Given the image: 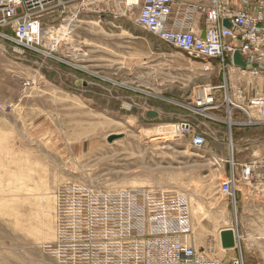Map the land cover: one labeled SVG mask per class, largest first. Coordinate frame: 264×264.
Returning a JSON list of instances; mask_svg holds the SVG:
<instances>
[{
	"label": "rangeland",
	"instance_id": "obj_1",
	"mask_svg": "<svg viewBox=\"0 0 264 264\" xmlns=\"http://www.w3.org/2000/svg\"><path fill=\"white\" fill-rule=\"evenodd\" d=\"M75 1L78 4L60 17L65 20L58 30L50 26L57 18L41 17L45 40L39 49L51 50L61 60L39 50L22 52L0 38V264H63L46 244L55 239L56 193L73 182L97 190L146 187L172 193L186 211L192 238L219 239L221 229L236 227L244 263L264 264V192L247 198L242 206L236 196L233 204L219 191L215 162L187 137L171 132L176 122L199 123L196 95L192 93L193 104L188 106L183 100L175 106L161 98L163 109L155 118H146L143 111L153 99L148 93L153 70L155 82L158 74L165 90L184 73L178 63L204 61L188 57L139 26L136 3ZM81 4L85 9L70 20ZM100 14L120 19H112L113 30L145 32L143 69L101 71L79 61L70 42L74 29L93 25L92 16ZM151 46L159 49L154 59L147 53ZM188 72L193 84L205 78L199 70ZM82 79L96 86L89 89ZM193 87L186 88L185 97ZM98 91L106 95L89 100ZM112 134L118 136L109 142Z\"/></svg>",
	"mask_w": 264,
	"mask_h": 264
},
{
	"label": "built area",
	"instance_id": "obj_2",
	"mask_svg": "<svg viewBox=\"0 0 264 264\" xmlns=\"http://www.w3.org/2000/svg\"><path fill=\"white\" fill-rule=\"evenodd\" d=\"M263 1L251 12L237 6L233 0H138L136 22L168 46L204 61L205 69H209L211 60H217L219 69L224 71L226 60L232 59L236 50L247 64L255 61L254 53L261 43L259 25L264 24ZM66 5L63 0H0V38L22 52L39 50L45 57H55L51 50L39 49L43 46L44 35L41 17L53 13L55 8L63 13ZM84 9L83 4L79 5L70 20L77 19ZM193 13L201 17L203 35L178 22L181 15ZM231 40H240V45L235 46ZM85 70L89 75H96ZM215 89L210 85L196 89L195 104L199 106V115H208L207 109L219 106L214 101ZM227 102L248 117L249 109H257L264 123V97H253L245 106L229 99ZM246 123L251 124V119ZM171 132L187 137L196 149L206 142L205 133L195 122L173 123ZM214 161L219 164L218 160ZM252 172H257L264 182L263 162L242 166L243 177ZM235 184L232 169L219 183L220 193L233 204ZM178 202L174 194L153 188L97 190L74 182L66 183L56 193L55 239L46 246L63 264H245L236 227L234 247L225 249L236 250L233 257L224 261L198 254L186 211Z\"/></svg>",
	"mask_w": 264,
	"mask_h": 264
},
{
	"label": "crops",
	"instance_id": "obj_3",
	"mask_svg": "<svg viewBox=\"0 0 264 264\" xmlns=\"http://www.w3.org/2000/svg\"><path fill=\"white\" fill-rule=\"evenodd\" d=\"M70 1H74L75 3H73L74 5H66L68 9L65 12L67 14L73 6L78 4L75 0H66V2ZM262 1L252 0L251 3H248L250 0H247V4L243 5L242 8L244 7L251 12H255ZM75 11L76 9H74L73 14ZM195 14L193 13L191 16L181 15L178 22L184 28L199 31L203 35L201 17L196 18ZM100 16H92L91 19L93 21L91 22H94V24H85L88 27L84 28V30L77 32L76 28L74 29V36L70 42L75 54L80 55L79 61H83L86 64L85 66L101 71L143 69L146 54L143 45L145 32L143 30L127 28L113 30L111 28L112 19L114 21L120 19L116 15L111 14H100ZM48 17L57 18L50 25L51 28L56 30L62 26V22L65 20L64 18H60L63 15L57 12L49 13ZM46 22H44V25H47ZM259 26L261 43L256 53H254L255 61L251 63L255 65L254 67L246 69L236 66L233 64L231 58L226 60V69L224 71L219 69L217 60L209 62L208 70L204 68L207 65L204 62H194V64H191V62H180L178 63L181 64L179 68L184 73L182 76L175 78L173 84H169L171 82L169 81L168 87L165 90H161L159 86L158 74L157 83L155 82L156 72L153 70L151 74V92L148 91V93L153 95V99L150 105L143 109V111L149 109L155 110L158 112V115L161 114V110L163 109L161 101H164L161 98H167L168 103L175 106H179L178 103L183 100L188 102L184 104L188 106V104H193L192 93L195 94L197 87L204 85L215 86L216 89L213 91L214 101L219 106L214 109H207L208 115H200L198 119L199 129L206 135V142L199 150L203 152L207 160L212 159L213 162H215L214 160L219 161L217 165L219 171L216 174L219 181L229 175L231 169L233 170L236 178L234 186L236 189L235 203L237 196L240 206L245 204L247 198H256L260 192H264V182L258 178L257 172H252L251 175L245 177H243L242 173V166L245 164L247 165L256 161L264 163V123L261 122L262 119L257 109H249L248 117L241 109L231 106L227 102V99L233 103L245 106L253 97H264V24H260ZM240 42V40L230 41L235 46L240 45ZM158 50L156 48L154 51V47L151 46L147 53L154 59V55H158L159 53ZM185 59L190 60L188 57ZM192 69L199 70L201 74L205 75V78H202L197 84H193L190 77L187 76L190 75L188 71ZM76 82L80 81L77 79ZM82 82L81 84H88L89 89L96 86L95 83L83 79ZM191 85H194V89H192L189 96L185 97L186 88ZM99 87L101 88L102 86L99 85ZM102 93L105 94L101 91H98V94L94 92L93 96L89 97V100L95 101ZM160 95L163 96L161 97ZM169 107L172 108L171 106ZM249 118L251 119V124L246 123ZM237 184L241 186L237 187ZM259 186H262V188L260 189ZM192 240L197 253L207 257L216 256L227 261L235 254L234 250H232L233 253L220 252L222 247L218 238L203 240V238L194 237Z\"/></svg>",
	"mask_w": 264,
	"mask_h": 264
},
{
	"label": "water",
	"instance_id": "obj_4",
	"mask_svg": "<svg viewBox=\"0 0 264 264\" xmlns=\"http://www.w3.org/2000/svg\"><path fill=\"white\" fill-rule=\"evenodd\" d=\"M226 24V22H225ZM232 62L234 65L250 69L251 67H254L255 65L252 64H247L246 62L243 61L242 56L238 50H236L233 53L232 56ZM158 116V112L155 110H146L145 111V117L146 118H155ZM118 135L112 134L108 136V141H112L114 138H116ZM219 240H220V245L222 248L229 249L233 248L235 244V238H234V232L233 229L231 228H224L219 231Z\"/></svg>",
	"mask_w": 264,
	"mask_h": 264
},
{
	"label": "bare ground",
	"instance_id": "obj_5",
	"mask_svg": "<svg viewBox=\"0 0 264 264\" xmlns=\"http://www.w3.org/2000/svg\"><path fill=\"white\" fill-rule=\"evenodd\" d=\"M127 2H128V4H129V3H133V4H135V3L138 2V0H127ZM65 9H66V8H65ZM54 11H55V12L58 11V13L62 15V14H65V11H66V10H64L63 13H61V11H60L58 8H55ZM44 40H45V38H44V35H43V42H44ZM14 48H17V47H14ZM17 49H20V48H17ZM20 50H21V49H20ZM21 51H22V50H21ZM234 213H235V212H234ZM231 229H233V232H234V228H231ZM191 235H192V234H191ZM222 249L225 250V248H222Z\"/></svg>",
	"mask_w": 264,
	"mask_h": 264
}]
</instances>
